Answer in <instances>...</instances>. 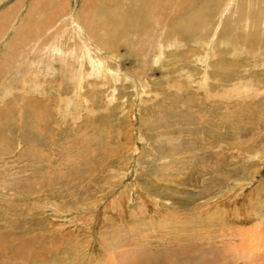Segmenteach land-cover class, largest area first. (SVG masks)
Listing matches in <instances>:
<instances>
[{"label": "rangeland", "instance_id": "1", "mask_svg": "<svg viewBox=\"0 0 264 264\" xmlns=\"http://www.w3.org/2000/svg\"><path fill=\"white\" fill-rule=\"evenodd\" d=\"M82 1L0 0V264H264V0Z\"/></svg>", "mask_w": 264, "mask_h": 264}, {"label": "bare ground", "instance_id": "2", "mask_svg": "<svg viewBox=\"0 0 264 264\" xmlns=\"http://www.w3.org/2000/svg\"><path fill=\"white\" fill-rule=\"evenodd\" d=\"M106 1H109V0H106ZM198 1V0H197ZM83 4H84V6H88V7H91L92 9L95 7V5L96 4H99L98 3V1L97 0H83L82 1V6L80 7V9H79V11H81V9H83L84 7H83ZM206 4V3H205ZM107 5V4H106ZM139 5V4H138ZM142 5V4H141ZM99 6V5H98ZM136 6V5H135ZM147 6V5H146ZM101 7V6H100ZM148 7V6H147ZM122 8V7H121ZM121 8H120V10H121ZM132 9V8H131ZM135 9H137V6L135 7ZM149 9V8H148ZM148 9H146V11L148 10ZM142 9H140V11H141ZM132 11H134V10H132ZM136 12H137V10H135ZM116 12V11H115ZM81 13V12H80ZM119 13V12H118ZM140 13V12H139ZM86 14V13H85ZM117 14V13H116ZM122 14V13H121ZM131 14V13H130ZM117 15H119V14H117ZM139 15V14H138ZM137 15V16H138ZM183 15V14H182ZM181 15V16H182ZM136 16V15H135ZM125 17V16H124ZM127 17V16H126ZM129 17V16H128ZM140 17V16H139ZM114 18H115V16H114ZM113 18V19H114ZM131 18V17H130ZM138 18V17H137ZM132 19H133V17H132ZM135 19V18H134ZM77 21V20H76ZM115 22H113L111 25H109V29H111V30H114V29H116V28H118L119 26L120 27H122V28H124L123 27V25H122V23H123V20L122 19H118L117 17L115 18V20H114ZM133 21V20H132ZM136 21V20H135ZM93 22V21H92ZM129 22V21H128ZM134 23V22H133ZM83 25H84V28L86 27V30H87V32H88V34H90L93 38L95 37V28H93L94 27V25H92V24H90V23H82ZM125 24V23H124ZM138 24L140 25V23H136L135 22V24H134V28H135V30H137L136 29V27L138 26ZM133 24H131V26H132ZM126 27V26H125ZM130 28V27H129ZM138 28V27H137ZM79 29V28H78ZM140 29V28H139ZM96 30H97V28H96ZM76 31V30H75ZM124 31V30H123ZM122 31V33H124ZM112 32V34H114V33H116V31H111ZM136 32V31H135ZM138 32H140L139 30H138ZM142 32V31H141ZM97 34H99V33H97ZM108 34H109V32H108ZM111 34V35H112ZM82 42V41H81ZM84 47V46H83ZM61 53V52H60ZM78 53V52H77ZM88 54V53H87ZM85 55V54H84ZM89 56V55H88ZM72 61V60H71ZM93 63V62H92ZM105 67V66H104ZM247 259V258H246Z\"/></svg>", "mask_w": 264, "mask_h": 264}]
</instances>
